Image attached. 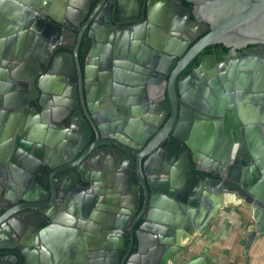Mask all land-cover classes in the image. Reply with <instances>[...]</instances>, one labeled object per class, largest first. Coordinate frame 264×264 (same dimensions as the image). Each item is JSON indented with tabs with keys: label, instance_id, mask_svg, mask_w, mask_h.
<instances>
[{
	"label": "water",
	"instance_id": "1",
	"mask_svg": "<svg viewBox=\"0 0 264 264\" xmlns=\"http://www.w3.org/2000/svg\"><path fill=\"white\" fill-rule=\"evenodd\" d=\"M79 1L82 4L85 2V0ZM91 1L87 0L84 6L79 4L81 9L83 11L88 10ZM104 1L102 0L101 4ZM186 1L194 6V12H192L195 14L193 21L189 19L190 8L180 2L174 1L172 3L174 11L171 13L172 17L176 18L175 25L184 26L183 31L179 34V36H183V40H179L177 46L172 45V48L169 49L165 45L164 47H162L163 45H157V48L150 55L152 67L156 69L153 71L151 78L156 80V84H162L160 86L162 88L161 92L163 95L165 93V95L162 97L160 105L157 106L159 111H161L160 114L146 107L145 116L148 123H143L140 131V134L146 132L143 137L147 139L155 130L150 122L160 126L166 117L171 115L168 124L162 131L163 135L160 136L158 134L153 142L158 144L168 136L176 139L177 142L168 143V154L179 161L175 164V166H178V181L175 182L176 180L171 179L170 190L159 196L155 195L154 191H156V188L148 179L149 171L147 169L150 159L154 158L151 157L152 155L146 159L145 172L139 166L137 173H129L130 184L128 185H130L132 190L137 189L138 182L141 181L146 195L143 211L146 209H149V211L144 224L137 231L138 251L132 255L127 263H125V260L134 245V226L131 228V246L126 255L123 256L125 235L128 234L127 225L134 213L133 210L138 205L136 191L132 192V200L128 205V209H132L131 211L126 209L123 212L126 214H112L110 219L101 216L104 213L100 212L98 218L94 220L97 223L98 219L102 217V219H106V224L104 229L103 226L97 225L98 228L93 231H89L90 228H83L84 223H82V219L88 218L90 221L92 220L93 215H89L90 207L85 206L81 209V207L79 208L80 205L76 203L74 205L72 200L73 205L80 210L79 223L81 225L79 232H82L81 235L85 239L80 238L81 244L73 250L75 254L73 257L67 256V260L63 264H141L140 260L142 257L146 258L145 239L143 238L145 232L142 233V230L148 226H154V229L159 230L165 236L160 264H166L167 260H171L176 256L194 238L192 237L187 244H183L180 241V235H186L189 228H193L192 212L196 210L199 213L210 211L218 202L222 203L219 209L230 205H242L252 212L254 225L247 233L246 252L250 249L257 236L264 235V0ZM54 3L55 0H0V67L7 65V60L14 58L19 60L20 57L17 58V56L22 51L20 50L21 45L25 46V41L23 42L25 37L28 34L29 36H35L38 34L36 31L40 32L41 29L43 30L41 34L51 41L47 43L49 45V53H53L60 46L67 45L63 42L64 36L72 40L77 38L78 30L76 28L71 30L68 27L71 23L78 24L80 18L78 19V16H76L68 19V16L65 18L64 11L61 13L52 12V7L50 8V6H53ZM76 3L73 2V4ZM99 8L98 6L93 12V16L97 14ZM158 8H161V6L158 5ZM47 17L53 23L50 21L45 22ZM91 20L92 18L87 21L83 31L79 33L78 41L82 38ZM98 20L99 18L97 17L95 24ZM34 22L41 27L40 30L34 29ZM120 28L121 30L117 33L113 32V36L110 37L112 40L116 37L122 48L128 42L129 32L127 27ZM200 29L202 30L198 32ZM88 36L93 39L92 48L88 53L89 58L96 52V39L92 29ZM191 39L196 40L192 46L190 44ZM214 44H222L228 48L232 46L240 48L248 45H260L261 47L255 50L245 49L239 58L217 64L212 56H205L200 65L188 76L179 77L182 70L200 52L207 46ZM30 50H32L31 47L27 50L26 58L32 61L30 62L31 65L39 68L44 62L38 54L29 55ZM14 52L17 54H14ZM7 54H10V56H6ZM159 57H162L161 61ZM79 74L80 83L82 84L81 71ZM167 75H169V78H167ZM25 82L30 81L26 79ZM20 87H22L23 92L19 94L12 93L6 100L7 106L11 105V100H16L17 105L15 106L20 107L24 106L26 101L28 102L29 99L24 98L28 94V85H20ZM11 88L9 87L8 90H11ZM3 89L4 87H0V95L3 93ZM31 91L35 95L30 99L37 100L39 95L44 94V87L38 83ZM138 91V89H127L126 93H136ZM76 92L77 89L74 88V96L77 95ZM115 92L119 96L123 95L120 90ZM82 93L81 89V95L84 99ZM58 94L57 96L62 98V92H58ZM153 95V93L150 94L151 98L155 97ZM64 98L65 95L63 100ZM115 98L116 100L117 98L122 99L121 96ZM142 98L146 102L149 100L145 88ZM165 98L166 100H164ZM42 100L43 98L40 99L41 105L46 108ZM87 100L88 104L84 103L86 107L84 126L86 129L88 128L87 126H90V130H93L99 137L101 120L90 107L89 97ZM130 100L132 102L135 101L134 98ZM117 102L122 106L125 104L124 101ZM130 104L132 103L130 102ZM130 104L127 103L125 112L133 117L127 119V122H124L122 114L115 107L116 105H111L112 126L114 132L117 133L112 136L110 144L117 149L121 148L124 151L133 153L132 150L124 147L127 143L118 133V131H121V127H125L122 130L131 137L139 131V124L142 123L136 116L139 107L135 106L136 104L132 107ZM129 107L133 109L131 110ZM34 115L36 121L41 119V115ZM206 115L209 117L205 118ZM213 117L215 119H211ZM178 118L179 124L175 126ZM203 119L207 120L203 122ZM203 123L206 126L205 128L202 126ZM180 132H184L185 135ZM3 133L6 134L3 137H10L6 132ZM13 138L14 136H11L9 140L0 141V151L5 150L3 154L1 153L3 155L1 161L5 165L8 164L12 153ZM38 138L42 140L40 134H38ZM41 140L38 142L41 143ZM138 156L140 163L141 155L138 154ZM195 165L200 170L217 173L218 178L203 179L194 175L192 169ZM50 168L53 169L54 167L50 165ZM19 169H16L13 178L12 174H10L7 181L10 186L20 187V195H24V198H27L28 195H34L36 189L45 190L43 186L36 184L32 170L31 173L30 169L27 170L28 172H22ZM5 171L3 168L0 170V181L2 182L4 175L10 170ZM54 175L51 177V184H53ZM151 191H153L152 195H150ZM86 197L85 204L91 203V201L94 203L92 195H87ZM43 207L44 204H29L25 208L32 210L35 216H39L43 220L46 218L52 219L54 224L40 230L35 243L37 246L43 243L49 251L55 252L58 248L56 246L62 241L58 236L62 229L61 224H59L60 219L55 221L54 218L53 221V218L49 216ZM103 207L104 204L99 208ZM11 213L5 214L0 219V241L4 240L1 239L2 236L9 233L15 226L12 224L13 222L5 221ZM29 217L27 218L29 222L31 221L32 226L38 229L42 222L33 223V216ZM170 217H175L174 224L167 222ZM139 220L138 218L135 224ZM158 224L161 226L158 227ZM107 225L113 228L105 229ZM169 229H171L170 232ZM91 244L94 246L92 247ZM70 246L74 248L73 244ZM1 247L4 246L0 244ZM92 248L96 251H101L100 255L97 254V258H100L99 260L93 259L94 256L92 257L90 253ZM19 249V253L25 259V261L21 259V263L35 264L36 261L38 262L33 255L25 254L23 248ZM45 250L42 249V251ZM46 251L43 254L44 262L50 264L52 260L50 259V254L46 253ZM204 252L207 253V249ZM44 262L41 264H44ZM204 263L205 255L193 258L189 262H172V264ZM54 264L61 263L55 261Z\"/></svg>",
	"mask_w": 264,
	"mask_h": 264
},
{
	"label": "flooded vegetation",
	"instance_id": "2",
	"mask_svg": "<svg viewBox=\"0 0 264 264\" xmlns=\"http://www.w3.org/2000/svg\"><path fill=\"white\" fill-rule=\"evenodd\" d=\"M61 1L63 2V0ZM65 1L62 3L63 7L59 10V13L64 11L65 18L68 16V19L76 16H78V19L80 18L78 24L70 22L71 24L68 27L71 30L75 28L78 30L77 38L72 40L64 36L63 42L67 45L60 46L53 53H49L47 43L51 42L50 39L42 34L41 36H29L28 34L25 39L23 38L25 46L21 45L20 47L22 51L20 52L21 58L19 61L7 60L8 64L0 67V87H4V91L0 95V141L9 140L11 136H14L12 153L8 164H6L8 166L1 161L5 150L0 151V170L1 168L4 171L6 168V171L10 170L4 175L3 182L0 181V187L2 186L0 189V219L5 214L12 212L5 221L13 222L12 224L15 225L9 233H6L7 235L4 234L1 238L4 240H1L0 244L6 248H0V264H24L25 262L21 263V259L24 261L25 259L19 253V248H23L25 254H31L37 258L38 262L36 261V263L38 264L44 262L43 254L46 250L52 260L50 264H54L56 260L63 264L67 260V256L73 257L75 254L73 250L81 244L80 238L85 239L81 235L82 232H79L81 225L79 223V208L82 209L88 206L91 209L89 215H93V218L91 221H87L89 231L95 230L98 226H103L104 229L106 219L100 221L102 218L100 217L97 223L94 220L98 218L99 213L103 212L104 214L101 216L107 219H110L112 214L121 215L128 209V205L132 200V192L136 191L138 205L133 210L134 213L127 225L128 234L125 235L123 256L126 255L131 246V228L134 226V245L125 260V263H127L132 255L138 251L137 231L144 224L149 211V209L143 211L146 195L141 181L138 182L137 189L132 190L128 185L130 184L129 173H137L139 166L145 172L146 159L152 155L151 157L154 158L150 159V164L147 166L148 179L155 185L156 191H154V194L157 196L167 193L170 190L171 179L177 182L179 177L177 173L178 166H175L178 160L173 159L168 154V143L175 142L176 139L168 136L158 144L153 142L158 134L163 135L162 131L168 124L171 115H168L160 126L150 122L155 130L147 139L143 137L146 132L140 134V131L143 123H148L145 116L146 107L160 114L161 111L157 106L160 105L162 97L165 95L161 92L162 88L160 86L162 84H156V80L151 78L153 71L156 69L152 67L150 55L157 48V45H163L162 47L165 45L169 49L172 48V45L177 46L179 40H183V36H179V34L183 31L184 26L175 25L176 18H173L171 14L174 11L172 3L177 1L189 7V19L192 21L195 15L192 13L194 12L193 4L190 3L192 6H189L187 4L189 2L186 0H162L164 2L161 0H105L103 4H101L102 0H92L90 8L83 11L80 7L81 1ZM86 1L82 6L86 4ZM73 2L77 3L73 4ZM158 5L161 8L157 9ZM98 6L100 8L97 14L93 16L92 14ZM97 17L99 20L95 24ZM90 18H92L90 24L78 41L79 33L83 31ZM48 21L53 23L48 17L45 18V22ZM34 24L41 28L37 23L34 22ZM120 27H127L129 32L128 42L122 48L116 37L114 40L110 37L113 36V32L117 33L121 30ZM91 29L96 39V52H94V56L88 58L93 41L88 36ZM201 30H198V32ZM85 38L89 39V47L84 60L81 61L80 49ZM195 42V39H191V46ZM29 45L32 49L29 55L38 54L44 62L39 68L31 65L30 62L32 61L25 56L28 54ZM214 45L207 46L200 52L182 70L179 77H186L195 70L200 64L186 74L189 66L199 57L202 61L205 56H212L217 64L239 58L245 49L255 50L261 47L260 45L241 46L240 48L232 46L229 48L227 58L223 61H217V49ZM211 46L214 48L210 53H203ZM6 56H10V54ZM161 58L159 57L160 61ZM80 71L82 84L80 83ZM167 78H169V75H167ZM24 79H28L32 83L25 82ZM38 83L44 87V94L39 95L37 100H31L30 98L35 95L31 89H34ZM20 85H28V94L24 98L30 101H26L24 106L20 107L15 106L17 105L16 100H11V105L7 106L6 100L12 93L19 94L23 92ZM9 87H12L11 90H8ZM74 88L77 89L76 96H74ZM144 88L149 96L147 102L142 98ZM81 89L84 99L81 95ZM127 89H138L139 91L127 94ZM119 90L123 94L120 95L122 99L117 98L116 100L115 97L120 96L115 91L119 92ZM58 92H62V98L57 96L59 95ZM151 93L155 97L151 98ZM88 97L90 107L101 120L99 137L93 130H90V126H87V129L84 126V116L86 115L84 103L88 104ZM42 98V103L46 108L41 105L40 99ZM132 98L135 99L134 102L130 100ZM117 101H124L125 106ZM127 103L132 107H134V104L139 107L136 116L142 122L139 124V131L133 137L122 130L125 127H121V131H118L119 136L128 144L124 147L132 150L133 153L124 151L121 148L117 149L110 144L112 136L117 133L114 132L112 126L111 105H116L115 107L119 109L124 122H127V119L133 117L125 112ZM129 109L132 110L133 108L129 107ZM34 114L41 115V119L36 121ZM207 117L209 116L206 115L205 118ZM31 120L32 123L30 124ZM118 122L120 124V120ZM177 124H179V118L175 126ZM202 126L206 127L204 123ZM3 132H6L10 137H3L6 136ZM180 133L185 135L184 132ZM38 134L42 136V140L38 138ZM39 140H41V143L38 142ZM138 154L141 155L140 163ZM50 165L54 168L51 169ZM17 168H20L19 170L22 172H28L29 169L31 172L32 170L36 184L43 186L45 190L36 189L35 194L28 195L27 198L20 195V187L10 186L7 181L10 174H12V178L14 177L13 174H15ZM192 173L203 179L218 178L217 173L200 170L196 165L193 167ZM204 173L207 176H203ZM53 174L55 175L53 184H51ZM152 194L153 191L150 192V195ZM87 195H92L94 203L93 201L84 203ZM72 200L74 205L75 203L80 205L78 209L73 205ZM71 202L72 204H70ZM29 204H44L43 209L48 212L53 221L54 218L55 221L60 219L59 224H61L62 229L58 236L62 241L56 246L58 248L55 252L49 251L43 243L36 245L35 239L39 231L54 223L52 219L46 218L43 220L41 217L35 216L32 210L25 208ZM102 204H104V207L99 208ZM128 210L131 211L132 209L129 208ZM31 215L34 218L33 223L42 222L38 229L32 226L31 221L29 222V216ZM28 217L29 219H27ZM138 218L140 220L135 224ZM174 221L175 219L171 223L174 224ZM160 226L158 224V227ZM110 227V225H107L105 229H110ZM170 231L171 229H169ZM153 232V234L143 236L146 246V258L142 257L141 264H160L165 236L157 229ZM72 244L74 248L70 246ZM91 246L94 245L91 244ZM42 249L46 250L42 251ZM184 250L183 248L170 261L174 262V258L178 255L181 256ZM90 253L92 257L94 256V260H99L97 258V254L100 255L99 251L92 248ZM44 264H47V262H44Z\"/></svg>",
	"mask_w": 264,
	"mask_h": 264
},
{
	"label": "crops",
	"instance_id": "3",
	"mask_svg": "<svg viewBox=\"0 0 264 264\" xmlns=\"http://www.w3.org/2000/svg\"><path fill=\"white\" fill-rule=\"evenodd\" d=\"M200 234L195 243L193 258L205 255L204 264H264V235H259L246 252L247 233L254 225L252 212L242 205H230ZM214 221V222H213ZM200 239V240H198ZM201 246V247H200ZM207 249V253L204 250Z\"/></svg>",
	"mask_w": 264,
	"mask_h": 264
},
{
	"label": "bare ground",
	"instance_id": "4",
	"mask_svg": "<svg viewBox=\"0 0 264 264\" xmlns=\"http://www.w3.org/2000/svg\"><path fill=\"white\" fill-rule=\"evenodd\" d=\"M59 2H61V3H59ZM63 2L61 1V0H55V3H54V5L52 6V8H51V11L52 12H56V13H59V10H61V8L63 7V4H62ZM61 4H62V6H61ZM61 6V7H60ZM34 29H36V30H40V28L38 27V26H36L35 25V28ZM35 30V31H36ZM39 35L41 34V32H43V30L41 29L40 30V32H38V31H36ZM37 34V35H38ZM41 36V35H40ZM15 53V52H14ZM19 55H20V53H19ZM17 56V58L18 57H20L21 58V55L20 56ZM27 55V54H26ZM25 55V56H26ZM92 56H94V55H92ZM91 56V57H92ZM19 58V59H20ZM14 60L15 61H19V60H17V59H15L14 58ZM222 205V203L221 202H218V203H216V205L214 206V208H212L210 211H206V212H202V213H199L197 210L196 211H194V212H192V216H191V218H192V222H193V228L192 227H190L189 228V231L187 232V234L186 235H180V241L183 243V244H187L188 243V241L192 238V237H194V235H198V234H201V233H203L205 230H206V228L209 226V224L211 223V221L215 218V216H216V211H218V209H219V207ZM159 219H160V217H158ZM162 219H163V217H162ZM171 219V220H170ZM89 219L87 218V219H82V223H84V226H83V228H88V224H87V221H88ZM103 219L101 218V220L100 221H102ZM164 220V219H163ZM174 220V218L172 217H170L169 218V221H167V222H172ZM164 223H166V222H164ZM163 225V224H162ZM170 226V225H169ZM111 228H113L112 226H111ZM155 229H154V226L153 227H151V226H148L147 228H145L144 230H142V233H144V235L146 234V235H149L150 233L151 234H153ZM150 232V233H149ZM101 251H99V253H100ZM95 254H96V252H94ZM100 259V258H99ZM95 260H98V259H95ZM56 262L57 263H59L57 260H56ZM166 264H172V261H170V260H167L166 261Z\"/></svg>",
	"mask_w": 264,
	"mask_h": 264
},
{
	"label": "trees",
	"instance_id": "5",
	"mask_svg": "<svg viewBox=\"0 0 264 264\" xmlns=\"http://www.w3.org/2000/svg\"><path fill=\"white\" fill-rule=\"evenodd\" d=\"M189 6H192L190 3H187ZM217 49V54H216V60L217 61H223L224 59L227 58V54L229 52V48L225 47L222 44H216L214 45ZM89 47V39L85 38L81 49H80V60L83 61L84 57L86 56V53L88 51ZM213 46L208 47L203 53H210L211 50H213ZM222 50V51H221ZM201 57L197 58L188 68L186 71V74L189 73L193 68L197 67L200 64ZM203 176H207L206 173L203 174Z\"/></svg>",
	"mask_w": 264,
	"mask_h": 264
},
{
	"label": "rangeland",
	"instance_id": "6",
	"mask_svg": "<svg viewBox=\"0 0 264 264\" xmlns=\"http://www.w3.org/2000/svg\"><path fill=\"white\" fill-rule=\"evenodd\" d=\"M221 212H222V210L221 211L218 210L217 213L220 214ZM215 217L216 218L214 220L216 221V219L218 218V215H216ZM251 221H253V223H254L253 219H251ZM200 235L205 236V232L201 233ZM199 236H196V238L194 237L193 239L196 241ZM193 239L184 247L185 250H184L183 254L181 256L178 255V257L174 258L175 261H177V262H179V261L189 262L192 259V255L195 253L194 252L195 251V245H194L195 243H193V241H194ZM198 240H200V239H198Z\"/></svg>",
	"mask_w": 264,
	"mask_h": 264
}]
</instances>
